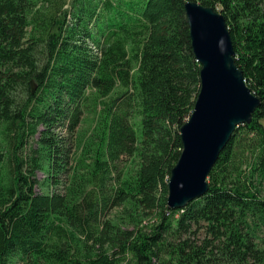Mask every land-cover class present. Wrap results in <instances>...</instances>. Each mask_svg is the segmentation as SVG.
I'll use <instances>...</instances> for the list:
<instances>
[{
    "label": "trees",
    "instance_id": "trees-1",
    "mask_svg": "<svg viewBox=\"0 0 264 264\" xmlns=\"http://www.w3.org/2000/svg\"><path fill=\"white\" fill-rule=\"evenodd\" d=\"M184 1L0 0V264L264 261L255 241L264 227V0H196L224 16L235 63L261 104L219 153L207 192L181 209L166 206L179 128L200 87ZM93 102L98 144L88 163L80 159V174L61 164L52 129L73 130ZM135 153L138 169L123 175L115 163ZM45 164L72 170L65 194L36 192ZM124 201L159 210L160 222L150 233L104 224L103 210ZM200 221L209 235L201 244L163 238Z\"/></svg>",
    "mask_w": 264,
    "mask_h": 264
},
{
    "label": "water",
    "instance_id": "water-1",
    "mask_svg": "<svg viewBox=\"0 0 264 264\" xmlns=\"http://www.w3.org/2000/svg\"><path fill=\"white\" fill-rule=\"evenodd\" d=\"M190 44L200 64L193 110L179 128L182 149L170 170L167 209H181L208 190L207 177L234 129L261 104L235 63L226 20L215 7L183 3Z\"/></svg>",
    "mask_w": 264,
    "mask_h": 264
},
{
    "label": "rangeland",
    "instance_id": "rangeland-1",
    "mask_svg": "<svg viewBox=\"0 0 264 264\" xmlns=\"http://www.w3.org/2000/svg\"><path fill=\"white\" fill-rule=\"evenodd\" d=\"M95 102V101H94ZM94 102L90 109L84 111L79 124L74 127L73 130L68 128V124L60 125L53 128L54 135L58 138V143L61 145V164L63 167L69 166L74 168V165L79 169L80 174L85 172L84 162L88 163L90 161V156L94 154V148L98 144L97 140V130H99L98 125V114L97 110L94 108ZM264 125V120L262 121ZM38 135L31 137L27 143V147L24 151L25 154L29 155L32 153V148L37 146ZM77 159L79 163L75 164ZM141 163V158L135 153L134 155H122L120 159L115 163L117 170H121L123 175L134 174ZM62 167V168H63ZM61 168L59 172H52L44 165V169L36 170V186L35 190L38 193H50V192H60L65 194L71 182V172L72 170ZM52 175L54 177H52ZM261 191L262 196H264V184L258 186ZM178 213L175 214V217ZM101 221L104 224L115 226V228L128 229L133 232L150 233L152 228L160 222V214L157 209H143L133 207L129 202L124 201L118 205H109L105 208L101 214ZM255 241L260 248H264V227H261L256 231ZM164 240L168 243H176L177 241L187 239L193 244H201L204 238H209L206 233L205 223L200 221L198 224H194L188 231L178 232L169 230L164 234ZM96 249L99 244L93 241L89 242V246ZM109 244L105 243L102 248H108ZM164 260L169 258V255H161ZM124 262L135 263L134 257L129 253L124 255ZM10 264H23L21 260L13 259ZM155 264H168L162 263L155 260ZM250 264H264L260 263H250Z\"/></svg>",
    "mask_w": 264,
    "mask_h": 264
},
{
    "label": "bare ground",
    "instance_id": "bare-ground-1",
    "mask_svg": "<svg viewBox=\"0 0 264 264\" xmlns=\"http://www.w3.org/2000/svg\"><path fill=\"white\" fill-rule=\"evenodd\" d=\"M246 82V81H245Z\"/></svg>",
    "mask_w": 264,
    "mask_h": 264
}]
</instances>
